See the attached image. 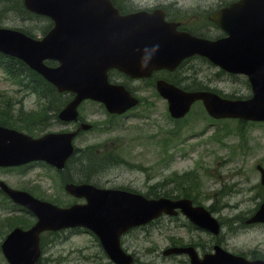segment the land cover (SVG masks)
I'll list each match as a JSON object with an SVG mask.
<instances>
[{
  "label": "water",
  "instance_id": "obj_1",
  "mask_svg": "<svg viewBox=\"0 0 264 264\" xmlns=\"http://www.w3.org/2000/svg\"><path fill=\"white\" fill-rule=\"evenodd\" d=\"M24 1L29 8L51 15L56 26L42 41L0 29V49L26 57L59 89L76 91L74 99L60 114L64 118L72 117L71 112L83 97L103 101L110 111H121L134 102L123 95L120 87L106 82L107 67L117 66L132 75H141L154 67H172L192 52L205 54L213 62L231 71L247 73L254 93L246 100H228L211 92H183L165 82H159L158 89L168 98L173 115L183 113L193 99L201 98L209 113L214 116L264 118V0H242L219 13L216 17L218 22L224 28L228 29V25L232 29H228V37L214 42L175 34L167 24L159 20L145 25L142 23L145 17L142 20H135L132 16L117 17L109 4L103 9V4L97 0ZM125 36L133 37L131 41L134 45L140 42V49L134 50L131 45L127 47L123 42ZM44 56L57 57L62 64L55 69L45 68L40 64V58ZM71 136L72 133H50L31 139L0 127V164L44 158L62 166L70 152ZM0 185L13 198L40 214V222L36 227L27 232L14 229L6 238L3 248L10 264H35V236L40 228L45 225L76 223L88 224L96 229L110 253L126 263L128 258L119 251L116 238L112 235L127 222L146 218V214L139 213L142 209L146 210L145 201L132 194L116 192L117 197H114L102 191L97 193L89 186H70L72 192L85 195L88 204L58 209L26 193L11 190L2 182ZM261 216L264 219V210ZM236 261L238 264H264L262 261Z\"/></svg>",
  "mask_w": 264,
  "mask_h": 264
},
{
  "label": "rangeland",
  "instance_id": "obj_2",
  "mask_svg": "<svg viewBox=\"0 0 264 264\" xmlns=\"http://www.w3.org/2000/svg\"><path fill=\"white\" fill-rule=\"evenodd\" d=\"M179 1L186 4L193 2ZM15 17L14 10L0 12V25L20 26L22 22ZM24 23L28 24L29 21ZM39 24L42 23L38 22L37 28ZM190 63L200 69L198 77L206 78L204 80L211 86L226 93L234 92L242 96L247 93L243 78H234L233 82H215L214 67L195 61ZM15 86L0 68V99L10 93L14 103L15 96H19L14 95ZM142 91L149 95H143L146 102L135 110V114L117 119V125L112 129H93L81 133L75 140L76 146L84 152L87 151L86 147L99 145L101 149H107L116 146L117 149H108L107 152H115L126 161L114 162L106 170L94 173L96 182L103 186L125 185L146 190L153 183L176 182L177 172L197 168L202 182L199 183L196 199L206 205L212 204L213 212L222 220L219 236L222 246L234 252L251 251L264 258V226L243 224V217H247L262 198L255 163L260 161L264 166V124L249 123L240 127L233 119L213 122L205 118L204 109L199 103L193 105L183 120L172 121L164 101L154 95L152 88L142 87ZM21 96L20 101L25 110H34L39 106L40 100L35 94L26 92ZM81 113L93 123L106 118L101 107L93 102H84ZM111 120L115 122V119ZM60 127L51 120L43 127V131ZM80 160H73L69 167L75 175H80L82 170L86 171L92 166ZM0 178L14 187H32L40 195L64 196L58 174L42 165L36 164L23 170H0ZM3 212L0 210V215ZM64 233L61 239L45 246L42 254L45 264L106 262L89 233ZM168 236L180 237L183 241L193 238L204 248L212 243L209 234L203 231L190 232L181 225L168 224L129 233L124 238V244L128 250L134 251L139 264H182V257L162 256L161 250L168 244ZM3 262L0 254V264Z\"/></svg>",
  "mask_w": 264,
  "mask_h": 264
},
{
  "label": "trees",
  "instance_id": "obj_3",
  "mask_svg": "<svg viewBox=\"0 0 264 264\" xmlns=\"http://www.w3.org/2000/svg\"><path fill=\"white\" fill-rule=\"evenodd\" d=\"M13 63H16V65L14 66V71L16 73H18V71L24 70L25 72L34 75V79L38 82V86L40 87L41 91L43 94H48L47 96H55L58 97L59 95H61L60 93H57L54 88L48 84L47 82H45L40 76H38L37 74L33 73L32 71L28 70V68H26L25 65H23L20 61L18 60H12ZM58 105V103H57ZM1 117V116H0ZM70 162V161H69ZM73 162V161H72ZM71 164V163H70ZM82 170V167H81ZM86 174H90V172H88V169H86V171H81L79 176H84ZM77 175V174H76ZM23 218L18 217L17 215L14 216V218H12L9 222L10 225H7L8 227L13 225V224H22V225H26L27 222H23L22 221Z\"/></svg>",
  "mask_w": 264,
  "mask_h": 264
},
{
  "label": "flooded vegetation",
  "instance_id": "obj_4",
  "mask_svg": "<svg viewBox=\"0 0 264 264\" xmlns=\"http://www.w3.org/2000/svg\"><path fill=\"white\" fill-rule=\"evenodd\" d=\"M121 1H127V0H121ZM128 1H131V2H134V0H128ZM232 1H235V0H223L222 1V3L223 2H232ZM163 3H167V1H164ZM154 5H156V7H157V5H158V3L157 2H155L154 3ZM146 7V8H145ZM221 7V6H220ZM139 8H145V9H152V8H148L146 5H144V4H139V5H137L136 7H132V5H130V6H128V7H126L125 9H129V11H132V10H136V9H139ZM154 8V7H153ZM219 8V7H218ZM216 9V8H215ZM214 9V10H215ZM165 11V10H164ZM165 14H166V12H165ZM167 17V16H166ZM170 20H173L174 22H175V24H176V27L178 28V29H187V26L185 25V20H183V19H180V18H178V17H175V18H173V17H168Z\"/></svg>",
  "mask_w": 264,
  "mask_h": 264
}]
</instances>
